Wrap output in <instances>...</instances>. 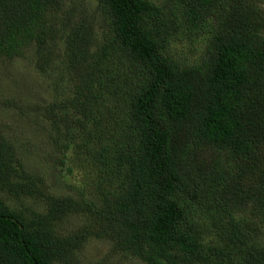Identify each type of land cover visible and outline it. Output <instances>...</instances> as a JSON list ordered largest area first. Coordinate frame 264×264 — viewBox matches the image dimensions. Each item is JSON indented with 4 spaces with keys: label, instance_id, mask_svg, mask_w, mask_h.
<instances>
[{
    "label": "trees",
    "instance_id": "16d2710c",
    "mask_svg": "<svg viewBox=\"0 0 264 264\" xmlns=\"http://www.w3.org/2000/svg\"><path fill=\"white\" fill-rule=\"evenodd\" d=\"M96 7L93 48L77 0H0V59L35 45L44 72L65 54L73 96L41 111L56 143L76 136L93 178L90 198L55 195L0 134V191L17 202L0 198V264H80L90 237L146 264H264V12L251 0ZM179 39L202 43L196 62L172 56ZM71 215L85 225L61 231Z\"/></svg>",
    "mask_w": 264,
    "mask_h": 264
},
{
    "label": "rangeland",
    "instance_id": "374dc122",
    "mask_svg": "<svg viewBox=\"0 0 264 264\" xmlns=\"http://www.w3.org/2000/svg\"><path fill=\"white\" fill-rule=\"evenodd\" d=\"M77 1L84 6L89 17L95 19L93 48L100 46L104 26L96 7L97 0ZM152 1L160 3L161 0ZM251 3L264 12V0H251ZM193 46L186 39H179L171 45V54L194 63L201 56L202 43L197 41ZM60 48H63L62 44ZM35 59V45L26 49L22 57L0 59V134L15 147L23 169L40 177L51 193L77 199L90 198L92 171L73 155L76 136L73 133L64 134L65 137L59 135L56 143L50 120L41 111V106L47 107L54 101L73 96V84L66 75V56L64 54L44 72L36 68ZM64 144L68 146L67 149ZM0 198L11 207L17 206V202L4 191H0ZM21 202L35 211L45 210L44 202L40 199L28 197ZM85 223L84 217L71 215L60 224L59 229L70 232L83 227ZM258 240L264 242V227ZM111 251L110 241L90 237L77 253V258L80 264H146L135 256Z\"/></svg>",
    "mask_w": 264,
    "mask_h": 264
}]
</instances>
